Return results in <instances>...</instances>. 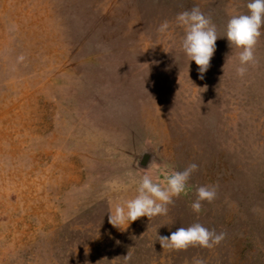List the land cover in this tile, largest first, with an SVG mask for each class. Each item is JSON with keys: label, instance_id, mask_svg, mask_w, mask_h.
<instances>
[{"label": "rangeland", "instance_id": "rangeland-1", "mask_svg": "<svg viewBox=\"0 0 264 264\" xmlns=\"http://www.w3.org/2000/svg\"><path fill=\"white\" fill-rule=\"evenodd\" d=\"M246 4L0 0V264H264V26L243 77L224 37ZM193 7L218 36L202 79L175 20ZM191 163L166 215L109 223L144 175ZM203 185L217 194L196 214ZM197 222L225 238L162 248Z\"/></svg>", "mask_w": 264, "mask_h": 264}, {"label": "clouds", "instance_id": "clouds-1", "mask_svg": "<svg viewBox=\"0 0 264 264\" xmlns=\"http://www.w3.org/2000/svg\"><path fill=\"white\" fill-rule=\"evenodd\" d=\"M246 8V13L229 18L224 36L229 46L239 50V67L236 69V74L240 77L245 75L249 66L256 63L255 46L261 36V28L264 26V0H247ZM175 20L184 29L182 49L189 61H194L198 66V73L201 74L202 79L216 50L218 39L216 25L198 7L178 13ZM168 30L169 21L167 20L162 21L157 28L161 34ZM104 51L109 50L104 49ZM197 168L196 163H191L182 171L165 173L164 186L154 182L151 176L144 175L138 182L136 195L124 201L123 204H116L114 209L109 211V223L117 228L123 225L128 227L131 222L140 217H147L150 220L158 215H166L168 205L172 203L173 198L186 193L188 181ZM216 194L214 185L197 187L196 198L191 203L193 212L199 214L203 202L211 203ZM158 238L162 248L167 247L173 251H183L189 247L211 249L223 241L225 233L210 230L197 222L187 227L176 228L168 236H158ZM193 264H205V261L194 259Z\"/></svg>", "mask_w": 264, "mask_h": 264}, {"label": "water", "instance_id": "water-1", "mask_svg": "<svg viewBox=\"0 0 264 264\" xmlns=\"http://www.w3.org/2000/svg\"><path fill=\"white\" fill-rule=\"evenodd\" d=\"M148 160V157H145L144 161L142 162V165L146 166V161Z\"/></svg>", "mask_w": 264, "mask_h": 264}]
</instances>
